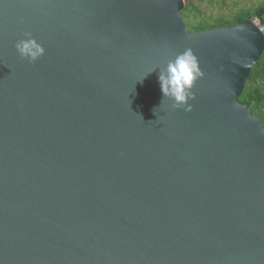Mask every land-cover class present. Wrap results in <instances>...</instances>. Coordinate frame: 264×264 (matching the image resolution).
I'll return each instance as SVG.
<instances>
[{
  "label": "water",
  "instance_id": "95a60500",
  "mask_svg": "<svg viewBox=\"0 0 264 264\" xmlns=\"http://www.w3.org/2000/svg\"><path fill=\"white\" fill-rule=\"evenodd\" d=\"M183 5L0 0V264H264V126L237 100L264 29L189 31ZM188 49L185 111L158 76Z\"/></svg>",
  "mask_w": 264,
  "mask_h": 264
},
{
  "label": "clouds",
  "instance_id": "9594fccd",
  "mask_svg": "<svg viewBox=\"0 0 264 264\" xmlns=\"http://www.w3.org/2000/svg\"><path fill=\"white\" fill-rule=\"evenodd\" d=\"M15 48L20 58L30 63H35L45 54L43 45L28 33L16 42ZM202 75L191 49L178 54L160 70L158 76L163 101L169 100L173 109L183 108L185 111H190L192 105L189 101L194 99L192 88L195 80Z\"/></svg>",
  "mask_w": 264,
  "mask_h": 264
},
{
  "label": "rangeland",
  "instance_id": "374dc122",
  "mask_svg": "<svg viewBox=\"0 0 264 264\" xmlns=\"http://www.w3.org/2000/svg\"><path fill=\"white\" fill-rule=\"evenodd\" d=\"M181 15L189 31H195L200 26H213L219 22H233L239 14H248L259 22L255 10L264 0H183ZM264 62L259 68L264 70ZM263 66V67H262ZM264 83V79L257 78Z\"/></svg>",
  "mask_w": 264,
  "mask_h": 264
},
{
  "label": "trees",
  "instance_id": "16d2710c",
  "mask_svg": "<svg viewBox=\"0 0 264 264\" xmlns=\"http://www.w3.org/2000/svg\"><path fill=\"white\" fill-rule=\"evenodd\" d=\"M181 12V11H180ZM255 15L258 17L260 24L264 27V4L257 6ZM250 18L248 14H239L235 17L233 22H219L213 26H200L197 30L212 28L218 26L237 24L240 21ZM196 31V30H195ZM264 62V50L260 55L255 65L251 68L248 76L246 77L244 88L237 97L241 103L249 105V111L260 118L264 126V83L258 82L257 78L264 79V70L259 68V65ZM264 66V65H263ZM262 66V67H263Z\"/></svg>",
  "mask_w": 264,
  "mask_h": 264
},
{
  "label": "built area",
  "instance_id": "2783aa9c",
  "mask_svg": "<svg viewBox=\"0 0 264 264\" xmlns=\"http://www.w3.org/2000/svg\"><path fill=\"white\" fill-rule=\"evenodd\" d=\"M256 23H258L262 29H264V27L260 24V22H257L256 20H254Z\"/></svg>",
  "mask_w": 264,
  "mask_h": 264
}]
</instances>
